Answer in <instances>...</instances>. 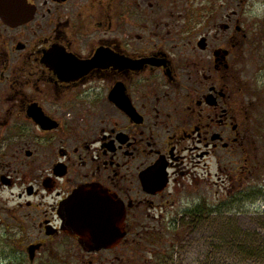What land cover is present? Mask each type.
Masks as SVG:
<instances>
[{
	"label": "flooded vegetation",
	"instance_id": "flooded-vegetation-1",
	"mask_svg": "<svg viewBox=\"0 0 264 264\" xmlns=\"http://www.w3.org/2000/svg\"><path fill=\"white\" fill-rule=\"evenodd\" d=\"M190 3L0 0V224L28 233L11 242L23 261L55 249L54 263L122 264L146 233L168 255L166 234L209 216L211 187L256 188L255 93L234 76L246 32L238 12L227 24ZM95 191L120 218L116 242L91 240L84 212L66 219Z\"/></svg>",
	"mask_w": 264,
	"mask_h": 264
},
{
	"label": "rangeland",
	"instance_id": "rangeland-1",
	"mask_svg": "<svg viewBox=\"0 0 264 264\" xmlns=\"http://www.w3.org/2000/svg\"><path fill=\"white\" fill-rule=\"evenodd\" d=\"M189 1H192L190 4L194 9L201 3L202 8L218 6L220 8L218 16L219 14L223 16L222 21L227 24L230 23L228 16L238 12L234 20L241 21V26L246 32L245 37L241 36L244 44L237 57L241 66L234 76L235 84L240 89L245 85L251 89L249 95L243 92L244 100L250 97L252 90L255 93L250 100L255 102L256 122L260 127L256 144L259 166L255 182L257 186L253 191L251 190V193H245L246 200L238 197L241 189L235 190L237 193L227 189L220 190L218 195V188L211 187L209 216L194 220L193 229L190 231L177 228L176 233H168L164 237L177 244L171 254L165 255L171 250L162 244L159 247L160 238L151 235L152 233H146L141 237L140 240L143 241L145 236L147 240L145 244H141V248L130 253L121 249L119 254L123 258L122 264H264V0H240L242 2L240 8L235 0ZM256 39H261L262 43L258 42L254 45L253 40ZM257 47L262 48V51L255 56L254 51ZM255 95L258 99L254 98ZM236 198H241L240 206L235 205L238 204ZM1 201L4 206H7L6 202L9 201V210L15 205L12 202L11 192L4 193ZM18 218L21 219V215ZM176 219L186 223L179 215ZM2 220L4 224L9 223L10 226L15 224L12 214L10 219L6 215ZM2 224H0V264H28V261H23L24 255L21 253L23 250L11 243L20 240L28 233L7 231ZM57 255L55 249H50L40 255L37 264H78L64 259L54 263L48 259Z\"/></svg>",
	"mask_w": 264,
	"mask_h": 264
},
{
	"label": "snow or ice",
	"instance_id": "snow-or-ice-1",
	"mask_svg": "<svg viewBox=\"0 0 264 264\" xmlns=\"http://www.w3.org/2000/svg\"><path fill=\"white\" fill-rule=\"evenodd\" d=\"M80 194L78 193L72 201L68 202V217H71L78 211L86 213L93 226L99 231H105L114 228L115 219L114 212L108 207L111 198L107 193L95 191L87 194L84 203L81 204Z\"/></svg>",
	"mask_w": 264,
	"mask_h": 264
},
{
	"label": "water",
	"instance_id": "water-1",
	"mask_svg": "<svg viewBox=\"0 0 264 264\" xmlns=\"http://www.w3.org/2000/svg\"><path fill=\"white\" fill-rule=\"evenodd\" d=\"M73 216H72V218H73ZM114 219H115V225H114V228H112V229L105 230V231H99L95 227H92L91 230H90V233L92 235V239L91 240H93V238H96V237L100 238L101 236L104 237V238H102V240H107L108 238H110L114 242H116V240H118V239H121L124 236V234H121L120 231L118 232V230L116 229V227H117L116 224L121 225L122 223L121 222L117 223V220H120L119 216H114ZM73 224H74V222H71L70 227H69V229L71 231H73L72 230L73 229V227H72ZM82 224H83V221H82ZM90 224L93 226V224L91 222L88 225H90ZM82 228L85 230L86 229V225H82ZM76 233H78V232H76ZM110 236H113V237L111 238ZM33 252H36V249H34V248L29 249V253L31 255V260H33V256H34Z\"/></svg>",
	"mask_w": 264,
	"mask_h": 264
}]
</instances>
